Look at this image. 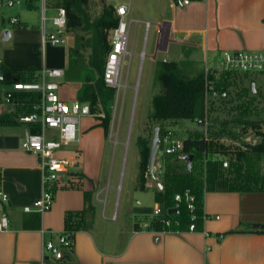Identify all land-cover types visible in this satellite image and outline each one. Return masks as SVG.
I'll list each match as a JSON object with an SVG mask.
<instances>
[{"label":"crops","instance_id":"obj_1","mask_svg":"<svg viewBox=\"0 0 264 264\" xmlns=\"http://www.w3.org/2000/svg\"><path fill=\"white\" fill-rule=\"evenodd\" d=\"M26 3L28 9L33 7L32 0H26ZM121 4L128 7L126 17L133 20L131 27L133 26L134 31L141 27L145 36V22H151L148 33L152 29L156 30L152 53L157 46V23L169 22L165 40L157 51L156 58L152 59V53L146 52L147 57L153 61L161 58L190 63L197 57L194 54L201 52L206 63L204 66L217 78L219 73L224 72L219 67L223 50L264 49V0H192L186 5L179 4V0H128L127 3H103L102 8L113 5L117 9ZM20 6L21 4L0 6L4 14L0 25H9L7 29L10 31L7 40L3 36L1 39H12L13 42L7 49L5 58H0L1 63L11 68H39L32 79L39 78L43 67H62L66 70L69 49L75 44L74 32L65 30L69 34L67 45L43 43L46 22H52L58 6L49 5L43 0L42 15L44 12L46 20L43 21L41 17V28L28 19L29 14L22 12L23 8ZM10 16H17L19 24L10 23ZM147 40L148 34L147 39L144 38L142 49L146 50ZM172 44L183 47L177 58L167 55ZM140 51L134 54L140 57ZM1 52L0 50V54ZM140 59L142 64L144 59ZM211 60L215 65H210ZM262 73L264 72H239L241 77L234 80V83L239 79L254 82L253 93L260 90L264 95ZM215 81H211L212 89ZM65 82L67 81L63 78L60 95L68 100L79 99L83 79L68 81L77 85L74 98L70 99L71 95L66 96L64 92ZM126 84L127 87L130 86L127 82ZM1 85L4 84H0V190L8 195V199L4 201L0 197V217L6 215L10 226L0 230V264H264V233L254 229V224L264 225V187L259 186L234 190L205 189L202 209L208 218L198 222L195 230H190L187 224L170 230L154 228L150 217L155 216L154 207L160 205L156 201L153 209L134 206L133 220L130 222L124 214L121 217L117 214L116 219L108 220L109 224L99 222L95 228L86 222L83 228L73 233L72 247L64 250L61 259L45 253V239H57V233L66 227L67 212L84 208V191L96 192L101 183L100 166L98 162L82 166L80 150L77 164L69 173L62 175L56 184L51 209L39 214V228L27 226L29 216L38 212L24 211V206L31 204L42 193V169L39 156L22 147V141L33 127L20 122L18 115L30 109L28 103L36 99L37 94L20 92L16 102L9 103L4 99ZM112 121L110 132L107 137L104 135V139L110 138L112 134ZM89 124L90 121L79 129V134L82 133L79 142L87 147L90 137L87 138V134L83 136V132ZM99 131L100 128L93 129L95 138L101 133ZM101 141L102 137L100 144ZM120 143L118 140L115 144ZM62 153L65 154L66 151ZM214 158L223 162L227 160L225 156ZM243 166L240 173L247 170L249 184L256 186L264 182V155H250L248 160H244ZM154 167V176H148L142 191L153 189L154 197L158 200V192L164 188L159 175L162 170L159 163ZM224 167H229V164ZM196 175L203 177L201 171ZM135 187L138 188V184ZM137 202L141 203L140 200ZM35 222L33 219L28 223ZM52 230L55 232L51 233Z\"/></svg>","mask_w":264,"mask_h":264},{"label":"trees","instance_id":"obj_2","mask_svg":"<svg viewBox=\"0 0 264 264\" xmlns=\"http://www.w3.org/2000/svg\"><path fill=\"white\" fill-rule=\"evenodd\" d=\"M47 4L54 6H64L67 11L66 30L74 32L75 44L69 49V62L65 70V81L83 79L82 92L79 100L90 104L92 113H103L100 116L101 124L104 129L105 137L109 134L112 105L116 94V88L110 87L104 80V68L109 44V30L118 25L119 17L113 5H105L101 13L94 19H90L87 6L90 0H46ZM86 31L93 30L92 36L87 37L79 32L80 29ZM91 47L89 64L94 69V73L85 70L83 51ZM3 78L0 84H9L16 80H32L39 68L30 67L27 69L11 68L5 64L1 66ZM243 71L224 70L215 77L211 71L206 74L204 70H199L192 76L184 73L181 64L175 60L157 61L155 80L160 86L159 91L153 96V109L150 118L159 121L190 119L205 120L207 115V93L211 90V81L215 79L214 89H224L231 87L239 74ZM238 73V74H237ZM28 74V75H27ZM97 74V78H94ZM241 133L246 134L253 131L256 141L244 142L241 145H232L224 142L220 138L203 134V126L199 124L196 135L183 138L182 152L193 153L194 159L192 168L189 170L187 164L182 171L178 169L179 163L184 160L174 158V163L170 167L162 170V184L167 187L166 191L159 190L157 201L164 203L166 209L162 210L159 216H153L151 223L158 230L178 229L190 223V213L185 205H182L177 212L170 213L169 210L174 205V195L186 187H191L196 196L197 213L201 216L203 195L205 189L208 190H234L250 189L251 187H264V182L259 185H252L247 182V170L240 173L243 169L244 160H248L250 155H264V121L262 119H245L241 121ZM160 133V130H159ZM164 137V134H163ZM161 137V143L163 142ZM139 148V175L138 188L145 189L149 172L151 140L144 136L137 138ZM209 158L204 161L202 156ZM215 156H225L229 159V167H224L221 159L216 160ZM185 163V162H184ZM180 168V167H179ZM202 172L201 178L196 174ZM173 172V174H172ZM232 174V175H231ZM234 174V177H233ZM173 175V176H172ZM172 178V179H171ZM240 178V181H238ZM235 179V180H234ZM190 185V186H187ZM167 190H169L167 192ZM85 206L78 211H68L66 214V229L75 232L83 228L87 222L88 214L94 215L96 207L93 202V190L84 191ZM40 213H32L26 221L27 226L39 228ZM149 217V216H148ZM165 217L171 220L170 225L161 221ZM35 219V223H28ZM178 221V224L176 223ZM199 220L198 222H200ZM255 230L264 233V225L255 227ZM234 231V230H233Z\"/></svg>","mask_w":264,"mask_h":264},{"label":"rangeland","instance_id":"obj_3","mask_svg":"<svg viewBox=\"0 0 264 264\" xmlns=\"http://www.w3.org/2000/svg\"><path fill=\"white\" fill-rule=\"evenodd\" d=\"M120 1H125L127 3L128 0H90L87 6L90 19H94L101 13L103 3L117 4ZM20 4L23 8L22 12L29 14L28 19L34 21V23L41 28L43 0H32L33 7L31 9H28L26 6V0H19V5ZM47 15H49L48 12ZM46 27L47 32H50V30L57 31V27L53 26L52 22L49 20L46 22ZM7 28H9V25H0L1 59L5 58L7 49L10 48L13 43L12 39L8 41L1 39L2 32ZM79 32L87 37H91L93 30L90 29V31H86L82 28ZM143 37L144 31L141 27H138L136 31H134L133 26L131 27L128 49L132 50L133 54L126 58L121 79V82L127 80L126 82L130 86L119 89L118 94H115L112 105L111 121H113L110 138L104 139L103 126L100 118V116H104V114L92 113L82 117L79 124V129H81L82 126H85L86 122L90 121L88 128L83 132V136L87 134V138L90 137L89 146L87 147L86 144L82 145L81 142H75L67 146L65 150L78 149V152L81 150L83 159V162L81 161L82 166H85L87 163L90 165L93 163L96 164L97 162L100 166L101 183L95 190L96 192L93 191V202L96 204V210L94 215L88 214L87 219V224L89 223V226L92 225V228L97 227V224L102 221L109 224L110 221L108 220L116 219L117 214L120 215V217L124 214L126 218L128 217V222H130L133 220L132 213L134 206H144L145 208L150 207L153 209L154 202L157 201L154 197V190L148 189L142 191L136 188L135 185L138 184L140 158L137 138L139 136H144L149 138L152 142L154 127L156 125L160 128L161 137H163V134L164 137L163 142L159 146L155 164L159 163V168L164 170L166 167L168 169V167L175 164L174 158L177 155V153H166L165 148L168 147L173 140L182 141L185 137L196 135V130L200 128L199 124L203 126L204 136H214L228 144L236 146L244 142H254L257 139L253 131H248L246 134L241 133L242 120L262 119L264 121L263 92L258 90L257 93H253L251 83L240 81V79L231 87L215 89L219 92L226 91V96L213 97L208 93L207 115L203 123L190 119L159 121L150 118V113L153 109L152 99L159 91L160 87L156 83L155 73L157 61L161 58L153 61L149 57H146L141 64L140 57L134 53L142 49L144 42ZM154 37H156V30L152 29L148 33V40L146 43V52L148 54L153 51ZM181 50H183L181 45L172 44L167 55L177 58ZM91 51L92 49L89 46L83 51V54L85 70L93 74L94 69L88 62ZM194 55L197 57H194L195 59L190 63L180 62L184 73L188 76H192L199 70H204V72L208 74L210 69L205 67L204 54L200 52V54L195 53ZM39 56H41V54ZM210 65H215L214 61L211 60ZM220 74L221 73H219V76ZM262 75L264 76V73H262ZM94 78H97V74H95ZM238 78L239 77L236 76V79ZM8 87L9 84L1 85L2 92L3 89ZM63 88L66 96L71 95L69 99L74 98L73 96L77 89L75 83L67 81L63 83ZM94 128H100L101 131L97 138H95L96 133H92ZM117 132L119 133L118 135ZM81 135L82 133L80 132L79 137H81ZM101 137L103 141H101L100 144ZM118 140L121 143L115 144ZM208 158L205 157V155L202 156L204 161ZM226 159L229 163V159ZM184 162L185 161L179 163L180 168L178 167V169L184 171L186 164V162ZM162 172L163 171L159 173L160 176ZM166 188L167 187L162 191L165 192ZM168 191L169 190H167V192ZM138 200H140L141 203H138ZM159 206L165 211L166 207L163 202L160 203ZM108 216H110V218H107Z\"/></svg>","mask_w":264,"mask_h":264},{"label":"built area","instance_id":"obj_4","mask_svg":"<svg viewBox=\"0 0 264 264\" xmlns=\"http://www.w3.org/2000/svg\"><path fill=\"white\" fill-rule=\"evenodd\" d=\"M192 0H179V4L186 5ZM19 4V0H0V6H14ZM116 12L119 16L118 25L109 30L110 48L107 53L104 80L110 87L116 88L118 94L119 89L126 88V82H121L122 70L126 62V58L133 54L128 49L130 42L131 24L133 20H128L126 15L128 7L124 4L117 6ZM4 18L3 12L0 10V24ZM43 21L46 20L45 13L42 15ZM9 22L19 24L17 16H10ZM52 23L61 29L60 31L47 32L43 31V43H51L54 45H67L69 34L65 32L67 24V11L64 6L57 7V13L52 17ZM167 21L157 23L158 40L157 46L151 58L155 59L157 51L161 48L168 30ZM151 26L150 21L145 22V40L147 39L148 30ZM142 60L148 56L145 48L140 51ZM2 63L0 61V79ZM219 67L222 70H237L243 72H264V49L256 50H223L220 56ZM208 69V68H207ZM65 76V68L62 67H43L38 79L32 80H16L9 83V87L4 89L3 96L6 102L15 103L20 92L36 93L37 97L28 103V111L20 113L18 120L22 123L30 125V130L24 140L22 147L26 151L33 152L39 156L40 167L42 169V193L31 204L24 206V211L44 213L51 209L54 192L57 182L61 176L69 173L73 166L78 162V149H70L66 154H62L67 146L71 143L79 142V124L82 117L92 114L90 104L79 99L68 100L63 98L60 93V83ZM213 97L226 96L227 92H219L215 89L208 91ZM207 93V95H208ZM199 123H203L202 119H197ZM50 131V132H49ZM52 133V134H51ZM183 141H172L165 148L166 153H182ZM224 166L229 163L227 160L223 162ZM155 168V167H154ZM159 172V170H158ZM0 197L6 201L8 195L0 190ZM182 205L190 213V230L197 228L198 221H205L208 215L204 212L201 216L197 213L196 196L191 187H186L182 191H178L174 195V205L172 208L179 210ZM153 213L155 216L162 214L159 206H155ZM218 218L219 216L216 215ZM161 221L166 225L172 222L170 219L162 217ZM178 224V221H176ZM10 226L9 219L6 215L0 217V230H4ZM54 233L55 231H50ZM73 244V232L66 228L57 233V239L53 237L44 241L45 253H50L57 259L64 256V250L70 249Z\"/></svg>","mask_w":264,"mask_h":264},{"label":"water","instance_id":"obj_5","mask_svg":"<svg viewBox=\"0 0 264 264\" xmlns=\"http://www.w3.org/2000/svg\"><path fill=\"white\" fill-rule=\"evenodd\" d=\"M2 36H3V39L7 40L10 37V31L8 29L4 30ZM3 73H4V71L1 70V78H3ZM251 87H252V90L255 91L254 82L251 83ZM159 130H160L159 126L156 125L154 127V132H153V137H152V142H151L149 172H150V175H152V176H154L155 159H156V155H157L159 146L161 144V138H160ZM177 158L184 160L186 162L187 168L189 170L192 168L193 159H194L193 153L182 152V153L178 154ZM159 186L161 187V184H159ZM177 211L178 210L176 208H170V210H169L170 213H174ZM254 226L255 227H261L262 224H254Z\"/></svg>","mask_w":264,"mask_h":264}]
</instances>
